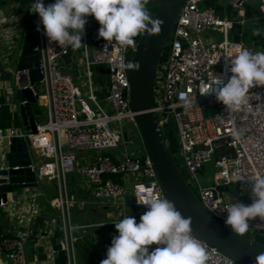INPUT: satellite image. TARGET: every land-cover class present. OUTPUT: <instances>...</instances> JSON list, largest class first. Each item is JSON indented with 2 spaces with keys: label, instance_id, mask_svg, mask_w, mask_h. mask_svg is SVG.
I'll use <instances>...</instances> for the list:
<instances>
[{
  "label": "built area",
  "instance_id": "obj_1",
  "mask_svg": "<svg viewBox=\"0 0 264 264\" xmlns=\"http://www.w3.org/2000/svg\"><path fill=\"white\" fill-rule=\"evenodd\" d=\"M10 1H16V4L24 2ZM47 1L44 0L46 5ZM258 1L259 11L264 16V0ZM202 2L208 3V0H186L178 13L169 36V46L165 53L163 51L155 73L152 111L156 114L161 130L169 127L176 136L177 159L176 156L172 157L178 169L181 167L185 171L186 178L182 176L185 183H190L196 190L194 196L199 206L217 222L225 223L227 212L224 209L235 203L230 197V185H235L236 197H251L248 181L264 175V86L251 88L247 93V104L236 111L227 108L214 94H201L212 87L214 75L225 71V56H234L241 49L248 48L239 39L241 32L236 30V25L244 20L234 21L224 17L212 4L202 8ZM25 3L27 11L20 20L17 17L6 21L0 18V41L4 43L0 47V58L9 61L14 51L15 37L19 34L14 30V24L16 27L21 25L25 35L28 16L32 14V50L38 57V65L32 62L31 68L39 69L40 79L23 88L30 89L36 101L41 98L45 103L46 121L36 125L34 134L4 129L0 132V140L23 136L29 154L33 155L30 167L37 182L55 183L56 195L51 199L46 200L42 195L30 193L29 209L31 212L36 211L37 203L41 201L60 213L59 253L63 264H77L75 245L79 236L75 230L80 226L72 224L70 211L83 210L85 200L68 191L66 173L78 169L88 191L101 201L125 204L126 196H134L139 213L130 215L136 218L137 223L147 207L139 205L136 196L141 201L147 196L166 198L153 160L145 150L132 154L113 151L125 141L118 124L123 120L134 123L136 113L128 101L126 60L133 52L139 35L135 37L133 47H122L115 42L112 44L99 38V22L95 18L88 19L82 41L85 45L82 47L83 76L86 80L82 85H87L85 93L77 84L75 70L70 66L72 49L50 45L42 31H37L38 14L29 11L28 0ZM247 4L249 0H227L228 11L224 15L233 13L245 17ZM207 28L221 32V40L204 38L202 32H207ZM254 46L251 44L249 48L253 49ZM69 49L71 63L67 65L63 57ZM261 51H264V45ZM93 65H104L106 68L108 84L104 95L105 104L95 94ZM67 68L74 70V79L70 74L62 73ZM22 71L27 73L29 68ZM11 74L15 86L16 69ZM35 84L40 85L41 91L34 89ZM19 103L27 104L28 99L24 98ZM166 143L168 145L167 140ZM64 146L77 152H97L84 163L77 164L74 153L64 152ZM35 153L41 156L36 162ZM207 163H211L215 171L209 183L205 184L202 174ZM7 203L8 200L3 202L1 199L0 207ZM125 216L129 215L123 214L106 224H114ZM250 223V229L264 233V221L257 218ZM31 234L29 227L22 228L13 237L0 240V247L10 264H26L25 245ZM197 239L208 254L206 264H241L216 247ZM53 253L54 250L50 254L52 259Z\"/></svg>",
  "mask_w": 264,
  "mask_h": 264
},
{
  "label": "clouds",
  "instance_id": "obj_2",
  "mask_svg": "<svg viewBox=\"0 0 264 264\" xmlns=\"http://www.w3.org/2000/svg\"><path fill=\"white\" fill-rule=\"evenodd\" d=\"M148 3L149 0H54L46 5L44 0H35L29 11L38 14L37 31H42L50 45L75 51L85 46L82 41L89 16L100 24L99 38L122 47H133L135 37L141 33L160 32L163 21L151 16ZM252 34L264 35V28H255ZM224 59L225 71L214 75L212 87L201 94H214L227 108L236 111L247 104L251 88L264 86V51L243 48ZM126 67L139 71L140 63L129 62ZM248 191L250 204L237 200L224 209L225 224L237 236L249 231L251 221H264V175L251 178ZM136 197L147 211L139 223L132 215L114 222L118 235L113 236L100 264H206L208 254L193 234L190 216L184 217L168 198L147 196L141 201ZM152 245L157 247L153 249ZM255 262L264 264V252L255 257Z\"/></svg>",
  "mask_w": 264,
  "mask_h": 264
},
{
  "label": "water",
  "instance_id": "obj_3",
  "mask_svg": "<svg viewBox=\"0 0 264 264\" xmlns=\"http://www.w3.org/2000/svg\"><path fill=\"white\" fill-rule=\"evenodd\" d=\"M186 0H150L147 5L151 16L163 21L161 31L149 35L141 33L133 52L128 55L129 62H139V71L127 68L129 81L128 101L131 109L136 113L134 123L142 139L144 150L153 160V165L158 181L166 198L175 202L177 209L184 217L192 218L193 234L204 242L216 247L222 253L241 264H256L255 257L264 252V246L255 245L253 242L239 237L208 215L198 204L191 189L185 183L166 143L163 131L159 127L153 108V82L160 57L165 49L170 33L173 29L178 13ZM48 0L47 3H53ZM29 6L32 0H28ZM33 15L28 16V30L23 39V45L17 56V80L14 86L18 99L17 108L21 115L24 133H36V125L40 122L33 115L32 103L36 98L30 89L23 87L28 83H35L40 79L39 69L31 68L32 62L38 65V57L33 52L34 35L30 28ZM65 64L71 63V49L63 57ZM29 68V71L22 70ZM62 73L70 74L74 79V70L63 69ZM28 99L27 104H20L22 99ZM124 140L127 135L124 134ZM26 140L23 136H11L0 142V200L6 202L9 196L22 189H35L39 187L35 174L30 167L32 163ZM17 166V168H15ZM132 203L136 202L130 196ZM61 233H54L52 250H54V264H63L60 256L59 240Z\"/></svg>",
  "mask_w": 264,
  "mask_h": 264
},
{
  "label": "crops",
  "instance_id": "obj_4",
  "mask_svg": "<svg viewBox=\"0 0 264 264\" xmlns=\"http://www.w3.org/2000/svg\"><path fill=\"white\" fill-rule=\"evenodd\" d=\"M15 2L0 0V18L3 21L11 17H17L21 13L23 17L25 16L27 10L24 11L22 5L19 3L16 4ZM25 9H27V6ZM3 44L4 43L0 41V47H2ZM15 47H17L16 44H14L13 49H15ZM11 60H13L12 56L9 58V61ZM9 61L0 58V132L4 129H12L18 133H24L21 115L17 108L18 99L17 101L14 100L16 95L13 93V89H15L11 74L13 70L9 68ZM9 75L11 77H9ZM32 111L33 115L40 120L39 123L46 121H43L44 117L38 111L33 108ZM74 155L76 163L79 164V156L77 154ZM35 156L36 162L41 156L38 153L37 155L35 153ZM73 177L74 175L72 174L70 179H73ZM66 182L69 192L85 200L83 210L78 212L74 210L70 211V220L72 224L80 226V228L75 230V233L79 236L78 241L86 240L92 243L97 249V254L102 257V259L106 258L107 248L111 245L113 236L118 235L115 227H111V225L114 224H106L109 220L102 218L108 207L107 204L93 197L91 192L88 191L85 181L81 180L80 182L69 183L68 185V179L66 178ZM231 190L232 193H230V197L233 201L236 202L239 200L245 204H250L252 202L251 197L241 196V198H238L234 195L235 190ZM30 193L42 195L48 200L56 195V186L53 182H45L35 189H22L16 194L9 196V203L0 207V240L4 237H13L18 230L29 227L32 234L25 245L26 264H54V259H52L50 254L52 251L54 233L58 230L60 225V213L48 205L43 204L41 201L37 203V210L31 212L29 209L31 201L29 197ZM129 202L132 203L130 200ZM130 211H132V214L139 213V208H137L136 205L134 208H131ZM155 247L156 245L151 246L153 249ZM75 254L76 263L84 264L78 258L76 250ZM0 264H10L1 247Z\"/></svg>",
  "mask_w": 264,
  "mask_h": 264
},
{
  "label": "rangeland",
  "instance_id": "obj_5",
  "mask_svg": "<svg viewBox=\"0 0 264 264\" xmlns=\"http://www.w3.org/2000/svg\"><path fill=\"white\" fill-rule=\"evenodd\" d=\"M150 2V0H149ZM219 4L221 5L222 9L224 10L223 13L221 14L224 17H227L229 19H232L234 21H240L241 19L244 20L243 23H238L236 25V30L241 32L239 39L242 42V44L246 45L248 47L249 50L256 52V51H261V46L264 45V41L260 44H256L253 49H250V45L254 44L255 41L253 39L254 35L253 30L255 28H264V16L263 14L260 13L259 11V1L258 0H249V6L252 10L251 12V16H245V17H238L235 16L233 13L232 15L235 16L233 17L232 15L228 14L224 15L227 11V0H215V4ZM22 5V9L24 11H26L25 7H26V3L25 0L24 2L21 4ZM206 5H208V3L206 2H202L200 3V6L203 8ZM23 17V14L21 13L19 16H17V19H21ZM95 18L94 16H89L88 19H93ZM21 22H18L17 24H19ZM14 30L17 32H19V34L15 37V44L17 45V47H15L14 51H13V55H11L13 57V60L9 61V68L11 70H15L16 69V65H17V56L19 54V50L21 45L23 44V39H24V33L22 32V26L18 25L16 27V24H14ZM207 32H202V36L204 38H215L216 41H220L222 38V33L217 31L216 29H212V28H207ZM234 36V35H233ZM139 36L137 37L138 40ZM137 42V41H136ZM169 42H170V38L167 41L166 44V48L164 49V53L165 50L167 49V47L169 46ZM130 55V54H129ZM71 67L74 68L75 70V74L77 76V84L80 85V89L86 93L87 91V85H82L83 82H85V78L83 76V70H84V65H83V57H82V47L78 50L73 51L72 50V63L70 65ZM92 71H93V76H92V82L94 87H96V91L95 94L97 95V97L99 98V100L101 101L102 104H105V100H104V95L106 93V87L108 84V78H107V72H106V68L104 65H93L91 67ZM9 77H11L9 75ZM34 89H36L37 91H41V87L39 84H35L34 85ZM13 93L14 95H16V91L15 89H13ZM14 100L17 101V96L14 97ZM18 103V101H17ZM32 108L36 111H38L43 117V121H45L46 119V105L45 103L41 100V98L39 99V101H36L35 103H32ZM119 127L121 128V131L127 135V140L123 141V143L121 145H119L118 148L114 149L113 151L116 153H126V154H132V153H143L144 152V146L142 143V139L138 133V130L135 126V124L133 122L130 121H126L123 120L121 121L119 124ZM169 130V127H164L163 131H167ZM63 151L64 152H71L74 154H77L79 156V163H84L85 160L89 159L90 157H92L97 151L96 150H85L83 152H77L74 150H70L68 149L66 146L63 147ZM176 159H177V155L175 153ZM179 164V162H178ZM179 171L180 173L183 175L184 178H186V173L185 171L179 167ZM215 171V169L212 168V164L211 163H207L205 166V170L203 171V176H202V180L205 184L209 183L210 180V176L211 174ZM74 175L73 179H70L71 175ZM66 178L68 179V185L69 183H76V182H80L81 181V176L78 172V169H76V171H74V173H66ZM45 182H40V184H43ZM189 187H191L192 189V193L194 195H196V190L193 188V186L188 183ZM70 187V186H69ZM235 190V185L232 184L229 187L230 193H232V190ZM127 198V200H126ZM241 198V197H239ZM130 196L125 197V204H120V203H113V202H108V200H103L106 204H107V209L105 210V215L102 217L103 219H108V220H114V219H118L121 217V215H130L132 214L130 211L131 208H134L136 206V204L134 203H130ZM137 208H139L137 206ZM73 211V210H72ZM86 211V210H85ZM227 229L231 230L228 226H226L225 223L221 222ZM111 227H115L114 225H111ZM244 239H247L248 241L253 242L255 245H258L257 242H264V233H260L258 231L249 229V231L243 235ZM264 245V243L262 244ZM260 246V244H259Z\"/></svg>",
  "mask_w": 264,
  "mask_h": 264
},
{
  "label": "trees",
  "instance_id": "obj_6",
  "mask_svg": "<svg viewBox=\"0 0 264 264\" xmlns=\"http://www.w3.org/2000/svg\"><path fill=\"white\" fill-rule=\"evenodd\" d=\"M208 4H212L215 9L217 10V12L219 14H222L224 10H221L222 7L219 4H215V0H208ZM226 11H228V9H226ZM150 14L153 12L152 10L149 11ZM251 8L249 6V4H247L246 6V16L250 17L251 16ZM255 43L253 45L256 44H260L264 41V35L261 36H254L253 37ZM163 57V54L161 55L160 59ZM164 137L168 142V149L171 153L172 156L175 155L176 150H177V141H176V136L174 135V133L171 131V129L167 130V131H163ZM183 176V175H182ZM219 222V221H218ZM220 223V222H219ZM221 224V223H220ZM222 225V224H221ZM231 231V230H230ZM232 232V231H231ZM233 233V232H232ZM235 234V233H234ZM236 235V234H235ZM244 238L243 236H239ZM264 242L260 241L257 242V244L260 246H264L262 245ZM76 253L78 255V258L84 263V264H100L102 257H100L97 254V249L95 247V245H93L92 243L86 241V240H79L76 245Z\"/></svg>",
  "mask_w": 264,
  "mask_h": 264
}]
</instances>
